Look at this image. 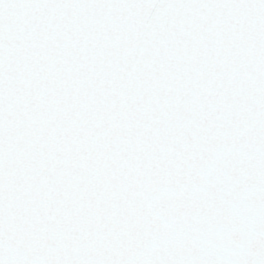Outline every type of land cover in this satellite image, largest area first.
Masks as SVG:
<instances>
[{
    "label": "snow or ice",
    "instance_id": "snow-or-ice-1",
    "mask_svg": "<svg viewBox=\"0 0 264 264\" xmlns=\"http://www.w3.org/2000/svg\"><path fill=\"white\" fill-rule=\"evenodd\" d=\"M0 264H264V0H0Z\"/></svg>",
    "mask_w": 264,
    "mask_h": 264
}]
</instances>
